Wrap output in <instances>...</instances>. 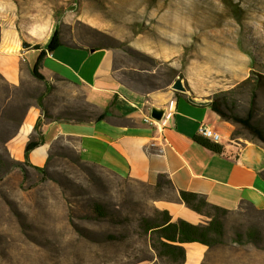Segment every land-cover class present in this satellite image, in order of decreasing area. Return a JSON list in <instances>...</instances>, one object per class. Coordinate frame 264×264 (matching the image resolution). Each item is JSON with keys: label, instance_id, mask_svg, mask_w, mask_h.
Masks as SVG:
<instances>
[{"label": "rangeland", "instance_id": "rangeland-1", "mask_svg": "<svg viewBox=\"0 0 264 264\" xmlns=\"http://www.w3.org/2000/svg\"><path fill=\"white\" fill-rule=\"evenodd\" d=\"M14 3L16 23L40 32L55 24L66 43L113 51L115 76L128 90L172 89L181 79L187 92L178 93L221 95L242 117L255 93L253 120L264 129V0ZM85 109L83 88L65 79L41 81L24 70L12 84L0 73V264H163L145 227L156 201L171 197L167 185L157 190L85 162L69 140L55 143L40 169L25 163L24 140L37 133L35 123L82 120ZM225 127L230 138L251 141L240 125ZM223 224L226 242L203 264H264V210L245 204Z\"/></svg>", "mask_w": 264, "mask_h": 264}, {"label": "crops", "instance_id": "crops-1", "mask_svg": "<svg viewBox=\"0 0 264 264\" xmlns=\"http://www.w3.org/2000/svg\"><path fill=\"white\" fill-rule=\"evenodd\" d=\"M14 4V0H0V73L17 84L23 71L31 72L44 52L39 71L46 79L60 77L81 86L86 102L101 112L108 111L101 121L44 123L40 128L44 143L29 155L34 166L42 167L47 162L55 143L69 140L83 161L118 176L153 187L170 181L171 197L158 199L156 207L169 211L174 220L207 222L206 217L180 201L181 191L199 194L230 212L246 203L264 210V144L232 140L225 121L211 110V100L205 95L190 93L191 97L169 87L148 93L128 90L115 76L113 51L72 45L62 37L61 45L48 51L55 24L40 32L35 25L16 23ZM26 43L29 47H24ZM123 91L134 100L126 99ZM154 108L163 112L160 120L151 118ZM201 125L218 133L219 143L237 142L241 149L238 160L228 162L197 144L194 137L199 135ZM30 128L29 124L26 131ZM27 134L25 146L33 132ZM183 246L185 264H203L211 251L198 242Z\"/></svg>", "mask_w": 264, "mask_h": 264}, {"label": "trees", "instance_id": "trees-1", "mask_svg": "<svg viewBox=\"0 0 264 264\" xmlns=\"http://www.w3.org/2000/svg\"><path fill=\"white\" fill-rule=\"evenodd\" d=\"M58 45H61V41L58 32L55 31L48 45V51H53ZM94 48L98 50L104 47L98 46ZM44 54V52H41L34 68L31 70V74L41 81H45V77L39 71L45 56ZM249 81L250 79L248 78L245 82L248 83ZM259 82L264 84L262 77H260ZM255 97L256 95L253 93L251 107L246 117L234 113L228 101L221 95H215L209 106L222 121L240 125L249 133L252 141L264 144V129L253 120ZM86 103L91 108V111L89 112L85 109L83 112H88L89 115L85 119L75 121H101L106 117L107 110L101 112L95 105ZM59 120L61 119L50 120L49 122ZM39 128H41L40 123H35L34 132L37 133L31 135L25 146V163L30 162V153L40 144L44 143L42 132L41 130L38 131ZM231 139L235 140V138ZM194 141L207 150L220 155L228 162L234 163L239 158L241 149L237 142L222 144L200 135L195 136ZM34 167L40 169L39 167ZM164 185H167L169 188L172 186L170 181H165L163 185L157 184L155 189L161 190ZM179 198L188 208L206 217L207 222L205 224H193L183 219L174 220L169 211L156 209L155 217L146 224L145 230L146 232H151L150 247L154 251L156 258L163 264H185L186 250L183 246L185 243L198 242L211 249L226 242L223 219L230 211L210 204L205 197L196 193L181 191ZM246 205L252 206L249 203H246ZM94 211L98 216H105V208L100 204L94 205ZM248 237L255 242L258 240L257 232L253 229L248 233Z\"/></svg>", "mask_w": 264, "mask_h": 264}, {"label": "water", "instance_id": "water-1", "mask_svg": "<svg viewBox=\"0 0 264 264\" xmlns=\"http://www.w3.org/2000/svg\"><path fill=\"white\" fill-rule=\"evenodd\" d=\"M24 47H29V45L26 43L24 44ZM172 89L177 92H187V88L183 84V81L181 79H177L173 84H172ZM192 101H195L191 99ZM163 112L161 110H158L156 108L151 110L150 116L154 120H160L162 118Z\"/></svg>", "mask_w": 264, "mask_h": 264}, {"label": "built area", "instance_id": "built-area-1", "mask_svg": "<svg viewBox=\"0 0 264 264\" xmlns=\"http://www.w3.org/2000/svg\"><path fill=\"white\" fill-rule=\"evenodd\" d=\"M145 121L149 122L152 120L150 118H146ZM198 133L200 136L209 140H217V142L220 140V135L206 125H201Z\"/></svg>", "mask_w": 264, "mask_h": 264}, {"label": "bare ground", "instance_id": "bare-ground-1", "mask_svg": "<svg viewBox=\"0 0 264 264\" xmlns=\"http://www.w3.org/2000/svg\"><path fill=\"white\" fill-rule=\"evenodd\" d=\"M211 141H215V142H217V140H211Z\"/></svg>", "mask_w": 264, "mask_h": 264}]
</instances>
